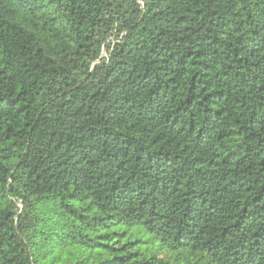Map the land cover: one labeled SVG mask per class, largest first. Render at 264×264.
Wrapping results in <instances>:
<instances>
[{
    "label": "trees",
    "instance_id": "16d2710c",
    "mask_svg": "<svg viewBox=\"0 0 264 264\" xmlns=\"http://www.w3.org/2000/svg\"><path fill=\"white\" fill-rule=\"evenodd\" d=\"M0 264H264V0H0Z\"/></svg>",
    "mask_w": 264,
    "mask_h": 264
}]
</instances>
